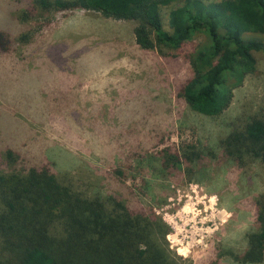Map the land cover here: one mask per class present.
Wrapping results in <instances>:
<instances>
[{
  "label": "rangeland",
  "instance_id": "1",
  "mask_svg": "<svg viewBox=\"0 0 264 264\" xmlns=\"http://www.w3.org/2000/svg\"><path fill=\"white\" fill-rule=\"evenodd\" d=\"M178 5L162 7L166 26ZM134 26L93 10L0 0V29L13 43L0 49V168H10L11 150L19 154L17 169L46 163L58 175L68 172L86 196L118 194L134 210H152L168 227L165 239L178 264H264V256L240 263L230 254L244 250L246 233L256 227L262 165L206 160L165 178L144 163L166 145L219 151L230 124L264 117V51H253L255 70L232 87L228 107L208 116L178 95L204 35L178 48L143 49ZM258 36L264 41V33Z\"/></svg>",
  "mask_w": 264,
  "mask_h": 264
},
{
  "label": "trees",
  "instance_id": "2",
  "mask_svg": "<svg viewBox=\"0 0 264 264\" xmlns=\"http://www.w3.org/2000/svg\"><path fill=\"white\" fill-rule=\"evenodd\" d=\"M165 25L161 9L171 3ZM57 11L86 9L133 21L135 42L143 49L178 48L203 34L190 62L193 74L179 88L188 106L208 116L230 104L232 87L256 67L254 50L264 51V0H32ZM26 34H21L24 39ZM10 34L0 29V49ZM218 149L194 143L166 145L144 158L162 177L189 174L197 164L217 160L233 166L264 167V117L251 115L229 125ZM0 168V264H178L170 256L166 223L152 210H134L118 194L86 196L68 172L58 175L42 163L17 169L19 154L8 150ZM119 175L124 172L116 168ZM188 178H192L189 176ZM256 227L246 233L240 263L264 256V190L255 197ZM210 264H217L213 261Z\"/></svg>",
  "mask_w": 264,
  "mask_h": 264
},
{
  "label": "crops",
  "instance_id": "3",
  "mask_svg": "<svg viewBox=\"0 0 264 264\" xmlns=\"http://www.w3.org/2000/svg\"><path fill=\"white\" fill-rule=\"evenodd\" d=\"M31 2H32V0H31ZM108 18H110V17H108ZM118 20H122V19H118ZM41 43V42H40Z\"/></svg>",
  "mask_w": 264,
  "mask_h": 264
}]
</instances>
